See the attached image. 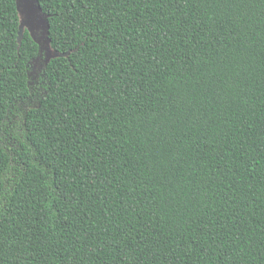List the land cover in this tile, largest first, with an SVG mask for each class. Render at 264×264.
Returning a JSON list of instances; mask_svg holds the SVG:
<instances>
[{"label":"trees","instance_id":"obj_1","mask_svg":"<svg viewBox=\"0 0 264 264\" xmlns=\"http://www.w3.org/2000/svg\"><path fill=\"white\" fill-rule=\"evenodd\" d=\"M0 0V264H264V0Z\"/></svg>","mask_w":264,"mask_h":264},{"label":"rangeland","instance_id":"obj_2","mask_svg":"<svg viewBox=\"0 0 264 264\" xmlns=\"http://www.w3.org/2000/svg\"><path fill=\"white\" fill-rule=\"evenodd\" d=\"M19 14V36L24 31H28L34 41L39 45L40 54L30 62L29 81L31 94L24 100L19 101L12 107V112L7 118L6 134L4 143L13 145L15 139L11 138L12 134L17 138L21 137L23 115L29 108L36 107L39 99L46 93V82L43 76V69L46 62L60 54L51 49L46 34L45 17L40 12L36 0H17Z\"/></svg>","mask_w":264,"mask_h":264}]
</instances>
